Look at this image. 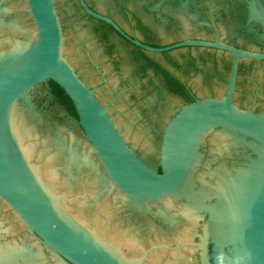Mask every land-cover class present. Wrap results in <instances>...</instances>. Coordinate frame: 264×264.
Instances as JSON below:
<instances>
[{
  "label": "water",
  "instance_id": "1",
  "mask_svg": "<svg viewBox=\"0 0 264 264\" xmlns=\"http://www.w3.org/2000/svg\"><path fill=\"white\" fill-rule=\"evenodd\" d=\"M258 3L0 0V264H264Z\"/></svg>",
  "mask_w": 264,
  "mask_h": 264
},
{
  "label": "flooded vegetation",
  "instance_id": "2",
  "mask_svg": "<svg viewBox=\"0 0 264 264\" xmlns=\"http://www.w3.org/2000/svg\"><path fill=\"white\" fill-rule=\"evenodd\" d=\"M232 1H235V6H234V8H232L233 10H238V12H239V14H242V13H249L251 10H252V8L255 10L256 9V5L254 6L253 5V1L254 0H232ZM259 1V3H258V6H259V9H264V0H258ZM212 1H208V2H206V6H207V8H208V12H209V14H210V20H211V22H210V24L209 25H211L212 26V29H213V31H214V37H213V39H205L204 41H214L215 40V38H216V30H215V27L213 26V25H216V27H217V29H218V31H219V33H220V39H221V41H223L222 40V33H221V30H220V27H219V25H218V23H217V20H216V8H214L213 6H212ZM248 4H249V7H248ZM250 8V9H249ZM93 10V9H92ZM94 12H96L95 10H93ZM169 12V11H168ZM97 13V12H96ZM169 13H171V15L172 16H174L175 18H177L179 21H180V23H179V25H182V23H181V20H180V17H177L178 15H176L175 14V12H169ZM174 15H173V14ZM250 20H253L254 22H256L257 23V32H258V34L259 35H261V37H262V39H263V44H264V27H263V25L261 24V22L264 20V16H260L259 18H254V19H250ZM99 22H101V21H99ZM114 22V21H113ZM251 22V21H250ZM101 23H103V24H105L107 27H109V29L110 30H112L113 31V33H114V35H115V37L117 38V39H120V40H124V41H126V42H133L134 40H135V38L132 36V37H130V39L128 40L125 36H124V33L122 34L121 32H119V31H117L114 27H112L111 26V24H108V23H104V22H101ZM115 23V25H118L116 22H114ZM252 23V22H251ZM153 24H155V25H160V24H156V23H154L153 22ZM140 25H144L143 23H141ZM146 25V24H145ZM147 25H150L149 23H148V19H147ZM205 25H208V23H206ZM251 26H253V25H251ZM251 31V30H250ZM226 43V42H225ZM146 45L147 46H151V47H155V48H166L165 47V44L164 45H160V44H155V43H146ZM231 45H233V44H231ZM170 46H172V45H170ZM170 46H168V47H170ZM235 47H237V48H239V49H243V50H247V51H251V52H256V53H264V50H262V51H255V50H249V49H245V48H242L241 46H236V45H234ZM187 48H189V47H187ZM199 48H203V49H205V50H215V51H219V52H221V53H223V54H226L227 56H228V58H229V61H230V63H229V70H228V77H227V83H226V85H225V88H226V86H227V84H228V79H229V72H230V68H231V64H232V60H233V55H231L230 53H228V52H226V51H222V50H219V49H213V48H207V47H199ZM142 49V48H141ZM179 49V48H178ZM178 49H174V50H178ZM144 50V49H143ZM144 51H146V50H144ZM170 51H173V50H170ZM147 52V53H146ZM145 52V54L147 55L148 54V56L150 55V56H156V55H158V54H156V53H149L148 51H146ZM154 60V59H153ZM155 61V60H154ZM244 62H248V63H250L251 64V67H252V70H253V73L255 72V70H256V68L258 67V65L259 64H264V60H262V61H258V62H256L255 60H253V59H244V60H242L241 61V64H240V69H239V76H238V81H237V91H238V87H239V80H240V76H241V71H242V66H243V64H244ZM154 63V62H153ZM156 66H160V64L159 63H154ZM169 81H170V83H171V85H172V87L170 86V89H169V92H170V94L171 95H173V96H175V97H177V98H179V99H182L183 100V102H188V103H186L185 102V104H189V103H192V102H194L195 101V99L197 98V96H196V94L194 93V91L188 86V84L186 83V82H184L183 80H181L180 78H178V77H176V76H174V75H172V74H170L169 73ZM253 79V78H252ZM252 83L255 85V87H256V95H255V99H254V102L252 103V104H250V105H248L247 107H242V106H239V107H241V108H243V109H248V108H252L254 111H256L255 110V106H256V104H257V102H258V98H259V93H260V86L258 85V83H256L254 80L252 81ZM173 84L175 85V87L176 88H174L173 87ZM237 91H236V96H237ZM52 93L55 95V98H56V100L59 102V103H62L61 102V100L59 99V97L54 93V91L52 90ZM236 100V99H235ZM63 104V103H62ZM64 105V104H63ZM64 107H65V109L66 110H68L71 114H72V112L64 105ZM73 115V114H72ZM74 116L76 117V115L74 114Z\"/></svg>",
  "mask_w": 264,
  "mask_h": 264
},
{
  "label": "trees",
  "instance_id": "3",
  "mask_svg": "<svg viewBox=\"0 0 264 264\" xmlns=\"http://www.w3.org/2000/svg\"><path fill=\"white\" fill-rule=\"evenodd\" d=\"M51 86L53 88L54 93L59 97L61 102L72 112V114L76 115L77 113L75 111L74 105L72 100L66 95L65 91L55 82H51Z\"/></svg>",
  "mask_w": 264,
  "mask_h": 264
}]
</instances>
